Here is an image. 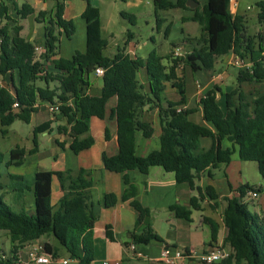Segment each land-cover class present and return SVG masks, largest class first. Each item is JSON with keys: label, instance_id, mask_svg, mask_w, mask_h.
<instances>
[{"label": "trees", "instance_id": "1", "mask_svg": "<svg viewBox=\"0 0 264 264\" xmlns=\"http://www.w3.org/2000/svg\"><path fill=\"white\" fill-rule=\"evenodd\" d=\"M84 1L86 5L80 17L85 23V49L75 50L70 57L58 56L59 35L64 33L70 39L75 32L73 20L63 16V1L54 0L52 8L39 11L34 17L44 25L45 51L39 57L34 54V44L20 35L22 26L8 15L6 5L0 1V21L5 20L0 25V76L11 79L7 84L10 90L0 87V134H5L6 127L15 119L29 122L37 104L59 101L60 111L55 115L66 120L71 137L69 147L78 153L94 143L89 132L90 118H104L106 103L115 96L116 103L110 115L116 121L118 151L113 155L102 152L103 168L113 172L137 169L147 173L150 167L158 166L173 173L176 183H186L197 190V195L189 198L188 205L169 206L177 218L190 221L192 210L200 209V201L205 196L216 203L218 196L214 188L211 185L196 186L195 180L206 168L229 163L235 151L239 159L255 161L264 178V90H257L248 97L242 88L246 83L264 84V29L254 35L248 34L243 17L231 11L230 0H205L201 9L186 6V0H152L157 29L165 21L159 17V10L182 8L193 11L191 16L182 18L196 21L200 29L197 35H185L184 45L188 50L181 58H173L172 51L161 56L151 49L146 57L141 58L130 55L123 47L108 56L104 54L107 43L101 37L99 10L89 0ZM260 8L258 20L262 22L264 6ZM33 11L25 2L16 8L18 18ZM121 15L133 22V15ZM168 29L169 24L165 27V35ZM176 45L172 42L171 47ZM230 52L249 60L251 66L237 68L236 86L229 91L221 92L219 86L214 85L200 97L202 119L211 126L196 123L189 117L193 110L183 106L186 95L184 78L177 73L178 63H187L204 83L209 71L215 69V59ZM164 58L170 63H163ZM98 66L104 71L99 76L102 81L99 93L95 94L89 92L90 74H95ZM140 69L145 72V85L139 78ZM38 80L43 84H38ZM50 82H57V86L51 87ZM167 85L176 90L178 99L162 105V94ZM217 93H221L224 99L223 109L218 104ZM14 102H17L16 107ZM153 107L158 109L159 147L138 155L135 135L140 132L145 138L152 136L154 128L146 113ZM49 126L50 121L34 126V146L27 151L18 146L11 148L6 165H20L26 153L36 150L35 133L48 131ZM104 137L110 138L108 127L104 128ZM202 138L210 140L207 147L201 145ZM224 141L229 145L224 146ZM3 159L0 151V164ZM9 177L22 179L16 175ZM53 177L57 178L62 192L55 204H51ZM123 182L126 188L121 197L130 199L137 220H140L148 214V209L135 198L137 187L126 174ZM92 185L90 171L82 167L76 171L38 169L31 187L33 212L13 211L0 195V231L7 232L10 251L51 235L65 248L69 259H75L76 264H90L94 256L93 227L96 220L90 201ZM249 190L262 191L261 187L244 183L235 189V194L224 197L222 223L226 234L223 243L229 252L225 258L209 264H264V222L251 213L242 200ZM100 202L104 207H110L116 202V195L103 193ZM204 222L209 226L212 243L216 241L218 223L207 217ZM105 233L113 239L109 226H106ZM152 240H160V237L149 230L146 235L133 236L132 242L148 244ZM45 245L47 251L57 256V248L53 249L48 242ZM9 262L0 253V264Z\"/></svg>", "mask_w": 264, "mask_h": 264}, {"label": "crops", "instance_id": "2", "mask_svg": "<svg viewBox=\"0 0 264 264\" xmlns=\"http://www.w3.org/2000/svg\"><path fill=\"white\" fill-rule=\"evenodd\" d=\"M7 7V13L10 17L15 18L19 24L22 26L20 30V35L25 39L30 40L34 45H43L44 40V25L41 22H37L34 18L35 24L31 27V22L27 19V16L24 18H18L16 13V8L20 7L22 3H28L33 8V15H35L42 10H48L53 7L54 3H49L50 6H47V0H0ZM64 2V13L63 16L66 19H72L66 15L67 9L70 5H72L74 0H60ZM139 1V0H137ZM175 1V0H171ZM78 3V15L80 16L83 11L86 2L82 5L80 2ZM76 3V4H77ZM205 3V1H204ZM203 3V4H204ZM75 4V5H76ZM261 6H264V3L261 1L258 2ZM237 7V6H236ZM236 7L233 9V13L237 14ZM176 9L175 15H172V18L175 20H179L180 30L179 33L182 37V40L178 42V46L185 42V35L194 36L199 33V25L192 26L190 29H184V24L187 22H193V20H183V17L191 16L192 10L184 11L182 8H172ZM171 9V10H172ZM179 9V10H177ZM238 15V14H237ZM74 19V18H73ZM244 20V18H243ZM3 23L5 20H1ZM0 21V22H1ZM168 19L165 17V21ZM74 22V21H73ZM2 23V24H3ZM101 23V20H100ZM171 24V22H168ZM169 24V26H170ZM198 24V23H197ZM85 25V23H84ZM173 27L168 29V36L172 34ZM259 32V31H258ZM127 38H131L133 33L132 31L127 30ZM64 37V33L59 35V40H62ZM125 40V39H124ZM61 43V41H60ZM140 47L139 44L136 45ZM134 46V47H136ZM125 48V51L130 55H136L135 48ZM176 47V46H175ZM182 47V46H181ZM174 48V47H173ZM172 48V50H173ZM183 48V47H182ZM85 49V47H84ZM80 50V51H84ZM76 49L71 51V55L74 53ZM171 50V51H172ZM170 51V52H171ZM184 51V48H183ZM185 53V51H184ZM168 52L161 56H167ZM233 52L226 54L227 63L231 64V59L233 56ZM160 55V54H159ZM236 55V54H235ZM58 56H62L60 51L58 50ZM218 58V57H217ZM217 58L215 59V72L214 76L211 71H209L206 76V80L204 83L200 82L198 77L194 72L191 71L189 65L185 62H179L177 73L178 75L184 78V88L186 95V102L183 105L186 109H192V113L189 115L190 119L195 121L196 123H205L206 125H210L208 122L203 121L201 106L199 104L200 97L211 87L214 85L219 86L221 92L223 90L226 92V87H223L222 84V76L223 69L218 68L216 65ZM185 72H187L189 77V83H187L185 79ZM99 77V76H97ZM139 78L141 82L145 85V72L144 69L139 70ZM13 81L17 82V76L14 74ZM11 83V79H10ZM94 83L91 81V86L89 88V92L93 93ZM101 87V86H100ZM167 85L166 89L162 94V105H166L167 101H176L178 99V94L175 97L170 98L167 95L168 89L170 93H177L174 88ZM233 88V87H232ZM264 90L259 86L254 89ZM254 91V92H255ZM253 92V93H254ZM97 94V93H95ZM201 95V96H200ZM217 101L219 106L222 108L220 104V100L222 99L221 93H217ZM116 103V97H111L106 103V113L104 118L91 117L90 118V127L89 132L94 138V143L87 149L81 150L78 153H74L69 145L71 142V137L69 135V126L66 124V120L61 118L55 114H50L47 110L46 103L37 104V109L35 112L40 113L41 111H46L48 113V117L43 119L41 122L50 121L49 130L51 131L55 128L56 136L53 137L54 141L56 140L60 142L57 144L60 146L59 154L53 158L56 163L55 166L51 167L52 170H63V169H71L72 171H76L80 167L85 168L90 171V176L93 180V185L90 188V201L92 205V210L96 215V220L94 222L93 227V245H94V256L93 260L90 264H115L117 260H119V264H123L124 260H132L136 259L141 264H167L163 261L159 260V255L162 247L164 245H168L171 247H182V248H194L195 250L203 251L212 248L215 245H222L228 250V246L224 245L223 240L226 234V228L222 223V211L225 207L224 197L232 196L235 194V189L244 183H248L247 181H243L242 177L239 179H233V173L231 167L233 163H237V159H239L237 152L235 151L231 160L227 164H219L215 168H206L204 171L199 173V176L195 180V185L203 188L205 185H211L215 192L217 193L216 203L214 201L209 200L206 196L200 201V209H193L191 212L190 221H186L180 218H177L172 211L169 210V206L173 204H182L188 205L189 198L191 196L197 195V190L192 189L186 183H176L174 181V177L171 176L168 172H162V168H157V166L150 167L147 173H142L137 169L128 170L125 172H113L108 171L103 168L101 161V154L105 152L108 155H113L118 151L117 144V135H116V121L115 117L110 115V110L114 107ZM32 115V114H31ZM146 117H148L152 121V125L154 128V132L151 137L145 138L141 135L140 132H137L135 135L136 147L135 152L138 155H145L152 149H156L159 147V133H160V124L158 119V109L153 107L150 109L148 113H146ZM31 119V117H30ZM40 122V123H41ZM39 124V123H38ZM211 126V125H210ZM108 127L110 138L105 139L104 137V128ZM93 130L96 132V135H93ZM46 133V132H44ZM208 138L201 139V145L207 147L210 143L206 145L203 141H206ZM224 146H228L229 143L227 141L223 142ZM33 147V146H32ZM32 147L28 148L31 149ZM24 148V147H23ZM10 151V149H9ZM37 152V151H36ZM34 152L32 154L37 155ZM4 155V154H3ZM8 157L4 156L2 165L4 168V174L9 177V175H16L23 178V180H27L26 182L32 187L34 180V173L38 170L33 165H27L26 161L28 158V153L24 156V161L17 166L14 165H6V161ZM239 164V163H237ZM35 165V164H34ZM16 167L15 170L12 168ZM31 167V169H30ZM126 174L129 179L136 185L137 194L135 198L140 202V204L148 209V214L137 220V213L134 207L130 204V199L123 200L122 194L126 185L123 182V175ZM10 178V177H9ZM1 184V183H0ZM250 184V183H248ZM251 185V184H250ZM261 187V186H258ZM3 189V188H2ZM98 190V194L93 197L92 191ZM5 191V189H3ZM112 192L116 195V202L114 205L110 207H104L100 200L102 198L103 193ZM61 190L59 187V182L56 177L52 178L51 182V204H55L58 198L61 195ZM258 196L256 198H252L248 191L246 192L244 197H248L250 200L256 201V211L255 214L258 215V218L264 217V193L258 192ZM19 200V198H18ZM16 200V202H18ZM183 202V203H182ZM34 204L30 202L29 209L26 212H33ZM204 217L211 218L215 222L218 223V232L216 241L210 243V229L209 226L204 222ZM264 222V218L262 219ZM106 226H109L112 231L113 239H109L106 236ZM151 230L156 233L160 240H155L157 242V246L150 244H136L138 250L142 252L141 257H130V252L126 251L125 247L133 241V236H143ZM9 237V236H8ZM35 240H43L52 245L53 249H58V245L55 242V239L51 235H45ZM25 243L20 250L24 253L26 250ZM4 248L0 247V252H2ZM10 249V248H9ZM61 260H67L76 264L77 261L75 259H69L68 256L62 257ZM186 264H200L196 260H187ZM125 264H131L130 262H125ZM176 264H181V262H177Z\"/></svg>", "mask_w": 264, "mask_h": 264}, {"label": "rangeland", "instance_id": "3", "mask_svg": "<svg viewBox=\"0 0 264 264\" xmlns=\"http://www.w3.org/2000/svg\"><path fill=\"white\" fill-rule=\"evenodd\" d=\"M90 3L96 6L99 10L100 20H101V37L106 40V47L104 49L105 55L114 54L117 49L132 48L139 44L140 47H134L136 55L144 58L147 53L154 49L158 54L163 55L166 52L171 53L172 50L171 44L172 42L178 43L182 40V37L179 33V20H174L171 16L175 15L176 9H166L159 10L158 15L160 18L167 17L168 21L163 22L159 29L156 28V21L154 15V9L152 0H89ZM197 3L199 9L202 8L205 0H193ZM264 3V0H237L236 11L237 14L244 18L243 24L246 27V31L250 35L257 34L258 31L264 29V20L260 22L258 20V13L260 11V5L258 2ZM47 6H50L49 3H54V0H47ZM80 2L82 5L85 4L84 0H74L72 5H70L67 9L66 15L72 17L75 25V32L70 39L64 37L60 43L59 41V51L63 57H70L71 51L73 49L83 50L85 47V25L84 20L77 14L78 12V3ZM77 3V4H76ZM76 4V5H75ZM179 10V9H177ZM188 9L184 11L187 12ZM232 10V9H231ZM189 12V10H188ZM233 12V11H232ZM121 13L131 14L133 15V22L129 21L126 17L122 16ZM74 18V19H73ZM27 19L31 22V27L34 26V16L29 14ZM168 22H171L168 23ZM3 21L0 22V25ZM170 24V27H173L172 34L168 36L164 34V30L166 25ZM197 22H187L184 24V29H190L192 26H197ZM127 30L132 31L133 35L131 38H127ZM125 39V40H124ZM127 40V41H126ZM178 46V44L176 45ZM184 48V51H187L188 48L185 45L181 44ZM256 47V44L254 45ZM225 55L218 56L216 65L218 68L223 69L222 76V84L223 87H226L227 91H229L232 87L236 86V74L237 68L233 65L227 63ZM163 63L169 64L170 60L163 59ZM212 72V71H211ZM212 74L215 76V69ZM185 79L187 83H189V77L187 72H185ZM90 80L94 83L92 91L93 93H99L100 86L102 84L101 78L95 76V74H90ZM10 82L9 76L2 77L0 76V87L7 88L10 90V86L7 85ZM201 82V81H200ZM38 84L42 85V81H37ZM51 87H56L57 82H50ZM264 89L263 83H246L242 85V88L247 93V96L250 97L251 94L255 91L254 89L257 87ZM171 88V87H168ZM170 89H168L167 95L172 98L177 96V93H170ZM223 92H225L223 90ZM201 96V95H200ZM220 104L222 109L224 108V99L220 100ZM48 117V113L46 111H41L40 113L33 112L31 115V119L29 122H24L20 119H15L10 125H8L7 132L5 134H0V151L4 154L5 157L9 155V149L18 146L24 147L26 151L28 148L34 146L33 137L34 132L33 128L38 123H40L43 119ZM37 132L36 135V150L34 152L37 155L32 153H28V158L25 166L33 165L35 169H50L55 166L57 162L53 160L59 152L61 151L60 146L54 141L56 136L55 128L51 131ZM93 135H96V132L93 130ZM97 136V135H96ZM204 144L209 143V139L203 141ZM237 163H233L231 170L233 173V179H239L242 177L243 181H247L251 185L261 186V192L264 193V178L259 174L257 170V164L255 161H243L241 159H237ZM35 164V165H34ZM157 168H160L157 166ZM16 167L12 168L15 170ZM31 169V167H30ZM162 172H166L161 169ZM3 165L0 164V183L2 188L5 189L3 191L0 188V195L3 200L8 204L10 209L13 211H19L24 209L25 211L29 209L30 202H33V196L31 187L26 182L27 180L19 179V178H9L4 174ZM173 176V173L168 172ZM98 190H93L92 195L95 197L98 194ZM19 198V200H18ZM18 200V202H16ZM246 205L251 213L255 216L256 211V201L250 200L246 198ZM183 203V202H182ZM264 217H262L263 219ZM205 227L208 225H204ZM58 245L57 249V258L59 260L62 257L68 256L67 251L64 247L59 245V243L55 240ZM150 244L157 246V242L152 240ZM0 247L4 248L1 254H9L11 248L10 240L6 231H0ZM21 248V247H20ZM228 248V247H227ZM135 258V257H134ZM130 262L131 264H141L136 259L132 260H124L125 262ZM57 264H62L61 262ZM68 264H73L69 262Z\"/></svg>", "mask_w": 264, "mask_h": 264}, {"label": "built area", "instance_id": "4", "mask_svg": "<svg viewBox=\"0 0 264 264\" xmlns=\"http://www.w3.org/2000/svg\"><path fill=\"white\" fill-rule=\"evenodd\" d=\"M237 6V0H230V7L235 8ZM44 45H34V54L39 57L44 53ZM184 55L183 48L181 46H176L172 50L173 58H181ZM231 65L234 67H250L251 63L249 60L238 57L233 54L231 59ZM104 69L100 66L95 68V75L101 76ZM61 102L55 101L54 103L47 104V110L50 114H57L60 111ZM13 106H17V102L13 103ZM180 110V107H177ZM248 193L252 198L258 196L257 191L249 190ZM248 197H243L242 200L245 201ZM46 242L43 240H33L28 243L24 253L18 249L17 251H9V254H1L4 259H9V264H57L61 262L66 264L67 260H59L57 256H54L51 252L46 249ZM126 251L130 252V257H141L143 254L137 249L134 242H130L126 247ZM228 250L222 245H215L208 250L197 251L194 248H182V247H171L164 245L160 251L159 260L167 264H176L181 262V264H186L187 260H196L200 264H209L215 261H219L228 255ZM106 264V262H104ZM119 264V260L115 262Z\"/></svg>", "mask_w": 264, "mask_h": 264}, {"label": "water", "instance_id": "5", "mask_svg": "<svg viewBox=\"0 0 264 264\" xmlns=\"http://www.w3.org/2000/svg\"><path fill=\"white\" fill-rule=\"evenodd\" d=\"M186 6L190 7V8H194L196 7L197 3L194 2L193 0H186L185 2ZM147 107V105L145 106V108Z\"/></svg>", "mask_w": 264, "mask_h": 264}]
</instances>
